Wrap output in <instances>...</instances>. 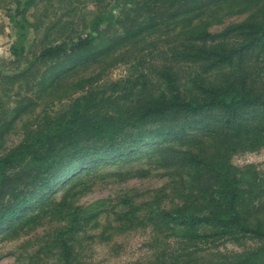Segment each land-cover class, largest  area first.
<instances>
[{"label": "trees", "instance_id": "obj_1", "mask_svg": "<svg viewBox=\"0 0 264 264\" xmlns=\"http://www.w3.org/2000/svg\"><path fill=\"white\" fill-rule=\"evenodd\" d=\"M43 2H56L59 16L46 20L48 9L36 16ZM89 3L93 8L79 15ZM10 4L18 65L0 73V82L6 83L5 97L15 91L16 99L13 107L0 99V151L16 121L44 96L53 101L72 89L80 94L57 110L45 109L21 143L0 154V240L17 237L42 215L72 210L58 235L68 262L74 234L100 213L73 208L70 194L84 183L81 178L106 162L128 164L145 156L170 170L180 202L126 197L127 209L117 214L121 225L152 226L186 241L249 237L259 245L201 264H264V165L231 163L235 153L264 146V0ZM225 8L246 16L218 32L209 29V20L191 24ZM179 22L185 24L175 34L127 49L128 58L135 55L147 66L151 81L133 84L136 92L128 86L119 91V83L99 85L100 72L72 79L80 68ZM141 48L146 53L136 54ZM188 66L196 72L185 80L181 70ZM58 188L66 191L57 201L52 193Z\"/></svg>", "mask_w": 264, "mask_h": 264}, {"label": "rangeland", "instance_id": "obj_2", "mask_svg": "<svg viewBox=\"0 0 264 264\" xmlns=\"http://www.w3.org/2000/svg\"><path fill=\"white\" fill-rule=\"evenodd\" d=\"M10 3H13V0H0V73L2 74L12 73L18 65L11 50L17 36L10 18L12 12L10 8L13 10L15 4ZM92 8V4H87L79 15ZM45 9H48L49 17L43 15ZM58 9L56 2L54 4L43 2L33 12L36 16L43 15V18L48 20L59 16L54 14ZM245 16L246 13L225 8L216 13H209L201 19H194L191 24L209 20V29L218 32L231 23L241 21ZM184 24L185 22L171 24L169 31L145 36L136 44L121 47L106 61L80 68L72 79L100 72L99 85L109 86L111 83H119L117 85L119 91L128 86V89L132 88L136 92L133 84H139L138 88L143 80L149 84L151 81L146 72L147 66L139 64L135 55L128 58L127 49L135 50L139 46H147L153 41L175 34ZM146 51L141 48L136 54L141 55ZM188 67H183L181 70L182 75L186 76L185 80L191 73L196 72V68ZM259 83L264 84V75L263 81ZM5 87L6 83L0 82V99L3 98L9 103V107H13L16 99L15 91H11L6 98ZM78 94L80 93L72 89L66 95L60 94L53 101L52 98L44 96L39 105L25 112L16 121L12 131L6 136L0 154H6L20 144L28 131L35 127L39 115L45 109L57 110L69 97ZM231 163L237 166L254 163L263 167L264 146L256 151L235 153L231 157ZM169 171L160 167L154 157L145 156L128 164L106 162L97 166L81 178L84 183L75 189L74 194H70L69 199L73 202V208L81 206L87 212L100 211L96 223L94 220L90 223H82V227L74 234L71 240L73 245L71 259L68 262L64 260L58 243L59 233L70 224L72 211L63 210L40 216L35 225L25 228L15 238L0 240V264H186L190 258L201 264L235 258L259 245L257 240L249 237L241 240L224 237L186 241L180 237L166 236V233L158 232L152 226L121 225L117 214L127 209L122 203L126 197L133 199L135 203H140L154 196H160L167 206L180 202L177 192L175 193L174 188L172 190L170 186L174 177ZM65 191L66 189L58 188L52 195L58 201Z\"/></svg>", "mask_w": 264, "mask_h": 264}]
</instances>
